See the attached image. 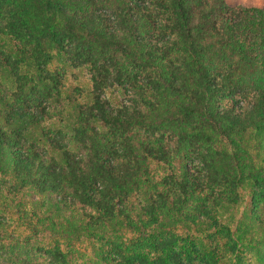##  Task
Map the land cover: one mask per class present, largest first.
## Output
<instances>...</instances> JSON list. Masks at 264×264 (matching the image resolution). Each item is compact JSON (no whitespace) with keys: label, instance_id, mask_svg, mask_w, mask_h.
<instances>
[{"label":"trees","instance_id":"obj_1","mask_svg":"<svg viewBox=\"0 0 264 264\" xmlns=\"http://www.w3.org/2000/svg\"><path fill=\"white\" fill-rule=\"evenodd\" d=\"M0 264H264V0H0Z\"/></svg>","mask_w":264,"mask_h":264},{"label":"rangeland","instance_id":"obj_2","mask_svg":"<svg viewBox=\"0 0 264 264\" xmlns=\"http://www.w3.org/2000/svg\"><path fill=\"white\" fill-rule=\"evenodd\" d=\"M226 4L230 7V8H237V7H244V8H255L259 5V0H225ZM56 67H60L57 61H54L52 68H56ZM89 80H90V76L87 70L83 69V70H72V69H67L66 70V77H65V86L70 88V89H74V88H81L84 91H87L89 88ZM107 97L110 98V101L115 102L118 99H122L120 97L119 94H112V95H107ZM49 127V126H48ZM196 166V163L192 164V167ZM249 203V199L247 198L244 202H242L239 206H238V210L233 213V216L235 217H239L240 213L247 208ZM228 215L225 214L222 218V220H226L229 221V219H227ZM229 225H234V220H231L230 222H228ZM12 225V224H11ZM15 228V227H13ZM16 231H18L20 234H27L26 230L23 227H17ZM89 253V252H88ZM248 258H254L253 257V253L250 252L247 256ZM87 258H90V255H88ZM81 262L84 261V259L80 260Z\"/></svg>","mask_w":264,"mask_h":264}]
</instances>
